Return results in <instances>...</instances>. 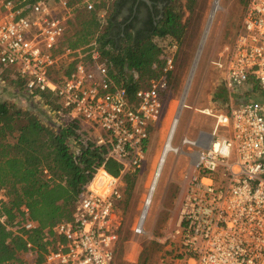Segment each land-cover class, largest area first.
Returning a JSON list of instances; mask_svg holds the SVG:
<instances>
[{"label": "built area", "instance_id": "1", "mask_svg": "<svg viewBox=\"0 0 264 264\" xmlns=\"http://www.w3.org/2000/svg\"><path fill=\"white\" fill-rule=\"evenodd\" d=\"M101 0H0V73L13 70L29 94L55 95L70 118L87 128L78 129L80 142L108 147L107 156L121 164L119 175L99 167L82 186L72 217L47 228L41 250L29 235L38 227L27 208L10 219L0 210V222L25 241L22 264H116V249L124 213L123 176L141 167L151 130L160 120L162 95L175 68L177 42L157 37L162 63L129 95L115 82L100 52L88 60L78 50L63 46L68 21L79 4L88 9ZM103 17V14H101ZM73 62L60 80L53 70ZM229 93L255 84L264 91V0H247L232 44L217 61ZM36 99H39L37 96ZM215 118L213 135L199 148L182 201L180 221L173 232L180 264H264V101L246 98L228 106ZM228 135H218L220 127ZM97 128L105 131L100 135ZM183 143L196 147V141ZM75 153L78 142L71 139ZM151 181L132 231L142 235L146 202L152 199ZM153 185V186H152ZM1 200H4L0 192ZM149 205L146 207V214Z\"/></svg>", "mask_w": 264, "mask_h": 264}, {"label": "trees", "instance_id": "2", "mask_svg": "<svg viewBox=\"0 0 264 264\" xmlns=\"http://www.w3.org/2000/svg\"><path fill=\"white\" fill-rule=\"evenodd\" d=\"M176 1L181 0H166L163 16L156 25L151 20L146 32L133 30L132 6L127 16L121 15L129 0L93 1L91 9L79 4L68 21L67 30L73 27L74 31L65 34L62 45L78 50L77 59L81 61L88 60L96 48L112 79L132 95L144 80L157 74L155 67L162 63V51L152 37L169 36L178 45L184 37L186 20L182 22V12L174 8ZM198 2L185 0L186 10L192 14ZM72 67L73 62L58 66L53 78H64ZM14 81L25 91L20 78ZM167 92L168 88L162 100ZM29 95L39 97L38 110L0 101V192L4 196L0 210L13 219L20 214L21 206L26 207L30 218L38 222L29 239L43 250L50 242L42 241L44 230L47 228L49 237H53L52 225L71 219L82 186L96 170L103 166L108 173L119 175L121 164L107 156L106 145L81 144L80 120L70 118L55 95L44 91ZM71 139L79 144L77 154ZM133 176L130 172L123 176V197L131 192ZM24 249V239L12 235L0 222V264H22ZM38 264H42L40 259Z\"/></svg>", "mask_w": 264, "mask_h": 264}, {"label": "rangeland", "instance_id": "3", "mask_svg": "<svg viewBox=\"0 0 264 264\" xmlns=\"http://www.w3.org/2000/svg\"><path fill=\"white\" fill-rule=\"evenodd\" d=\"M217 1L218 8L212 11L215 0H199L192 14L186 10L185 0L174 4V8L183 14L182 22L186 20V30L178 45L175 68L169 74L161 118L151 130L141 167L131 172L134 174L131 192L127 197L124 195L116 264H180L174 249L176 242H173V232L192 176L194 155L190 146L182 141L184 138L192 139L206 125L201 109L212 107L215 111L226 107L224 96L228 91L224 88L222 71L215 67L214 62L218 60L223 47L232 44L247 3V0ZM209 17L211 20L202 42ZM73 31V27H70L66 36ZM152 39L157 41L156 37ZM15 79L13 70L0 73V101L13 102L23 109L38 110L36 99L19 88ZM253 86L252 91L247 92V97L264 101V91L257 85ZM231 98L236 102L237 92H232ZM41 107L45 109L43 105ZM50 115L54 117L52 112ZM174 118H177V127L171 146L175 151L169 150L165 157L144 221V232L137 235L133 233L132 226L153 180ZM212 120L211 117L207 122L209 126ZM81 125L87 128L84 123ZM97 131L100 135L106 134L101 128H97Z\"/></svg>", "mask_w": 264, "mask_h": 264}, {"label": "flooded vegetation", "instance_id": "4", "mask_svg": "<svg viewBox=\"0 0 264 264\" xmlns=\"http://www.w3.org/2000/svg\"><path fill=\"white\" fill-rule=\"evenodd\" d=\"M166 0H129V2L122 8V16H127L129 8L132 6L133 30L148 31L150 21L156 25L165 11ZM130 19L127 20L129 23ZM123 27V24H121ZM150 33V32H149Z\"/></svg>", "mask_w": 264, "mask_h": 264}, {"label": "crops", "instance_id": "5", "mask_svg": "<svg viewBox=\"0 0 264 264\" xmlns=\"http://www.w3.org/2000/svg\"><path fill=\"white\" fill-rule=\"evenodd\" d=\"M253 85L255 84H247V85H244L242 87H240V89L238 90L237 92V100L236 102L233 100V98H231V93L229 92H226V95L224 96L225 98V109H221V110H215L213 111L212 107H205L204 109H208L211 113H218V112H224L228 109V106L232 105V104H236L240 101H242L243 99H246L248 98L247 96L249 95L247 92H250L252 91L253 89ZM225 88V87H224ZM225 90L227 91V89L225 88ZM202 112V119L204 120V125L203 128L201 130H199L196 134V136H194L192 138V140H195L196 141V147H192L191 151H193V159H192V165H193V161H194V157H195V151L199 150V148L201 147H205L208 142L210 141L212 135H213V130H214V126H215V118L212 114L210 113H205L203 112V109L200 110ZM218 111V112H216ZM210 116V117H208ZM211 117H212V121H211V125L209 126L208 125V121L211 120ZM210 124V123H209ZM207 135V139L205 140L203 135ZM216 134L218 135H228V129L226 127H223V126H220L217 130H216ZM180 221V217H179V220L178 222ZM177 222V223H178Z\"/></svg>", "mask_w": 264, "mask_h": 264}, {"label": "bare ground", "instance_id": "6", "mask_svg": "<svg viewBox=\"0 0 264 264\" xmlns=\"http://www.w3.org/2000/svg\"><path fill=\"white\" fill-rule=\"evenodd\" d=\"M212 8H213L212 11H215L218 8V1L217 0H215V2L213 3ZM212 14L213 13H211V15ZM176 127H177V118H174L173 122L171 123L170 129L168 130L169 132H168V136L166 137V140L164 142L165 143L164 147H163V149L161 151V154L159 156L158 165H157V167H156V169L154 171V176H153V180H152L153 181L152 184L154 185V189H155V186H156L157 179H158V177H159V175L161 173V169L163 167V163L165 161V157H166L168 151L169 150L170 151L171 150L175 151V149H173V147L171 146V139H172V136H173L174 132L176 131ZM203 137H204L205 140L207 139V135L204 134ZM151 203H152V200H148L146 202V207H147V205L150 206ZM146 207H145V209L143 211V215H142L143 218H146L147 215H148V213L146 214Z\"/></svg>", "mask_w": 264, "mask_h": 264}, {"label": "water", "instance_id": "7", "mask_svg": "<svg viewBox=\"0 0 264 264\" xmlns=\"http://www.w3.org/2000/svg\"><path fill=\"white\" fill-rule=\"evenodd\" d=\"M211 17H212V15H211ZM211 17H209V19H208V21H207V25H206V28H205V32H204V35H203L202 42H203L204 37H205V35H206V32H207V29H208V26H209V23H210ZM197 152H198V151L196 150V151H195V154H196Z\"/></svg>", "mask_w": 264, "mask_h": 264}]
</instances>
